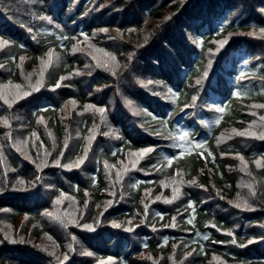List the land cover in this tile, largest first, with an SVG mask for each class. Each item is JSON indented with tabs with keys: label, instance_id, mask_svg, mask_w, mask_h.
I'll use <instances>...</instances> for the list:
<instances>
[{
	"label": "trees",
	"instance_id": "obj_1",
	"mask_svg": "<svg viewBox=\"0 0 264 264\" xmlns=\"http://www.w3.org/2000/svg\"><path fill=\"white\" fill-rule=\"evenodd\" d=\"M262 28L264 0H0V264H264Z\"/></svg>",
	"mask_w": 264,
	"mask_h": 264
},
{
	"label": "snow or ice",
	"instance_id": "obj_2",
	"mask_svg": "<svg viewBox=\"0 0 264 264\" xmlns=\"http://www.w3.org/2000/svg\"><path fill=\"white\" fill-rule=\"evenodd\" d=\"M101 31H107V29H102ZM260 31L262 32V33H264V28H262V29H260ZM227 41H220L219 42V47H223V45L226 43ZM3 44H7V41H4L3 42ZM3 45L2 44H0V47H2ZM47 56H48V64H51L52 63V60H53V52H52V50H49V52L47 53ZM56 59L58 60L59 59V57L57 56L56 57ZM114 59V58H113ZM100 66H104V65H100ZM63 79V78H62ZM60 85L59 84H57V87H59ZM24 95L26 96V95H29V93H24ZM195 99V98H194ZM85 107H95V106H85ZM186 107H187V105H186ZM261 107H264V105H261ZM97 111H99L100 113H104L105 112V109L104 108H98L97 109ZM215 111H217V112H223V107H216L215 108ZM261 119L262 120H264V117H261ZM5 123H7L6 121H5ZM217 123H218V121H217ZM233 131H235V130H233ZM239 135H252L251 133H238ZM188 133L187 132H184V133H181L180 134V136L178 137V139L180 140V141H184L187 137H188ZM150 151H152V149H145V150H142V152H141V156L145 153V152H150ZM61 155H63V153H61ZM86 157H87V152H85V156L84 157H81V158H78L76 161H74L73 163H71V164H66V165H60V166H62V167H66V168H73V167H79L80 165H82L83 163H84V161H85V159H86ZM169 162H171V161H169ZM54 163H56V164H60V161L59 160H55L54 161ZM256 163H257V166H259L260 165V161L258 160V161H256ZM190 183H195V181L193 180V181H191ZM248 187H250L251 188V185H249ZM252 194H255V193H252ZM157 199H159V197H157ZM59 202V201H58ZM235 207H245V208H247V207H250V205L248 204V202H247V200H244L242 203H236L235 205H234ZM189 207H191V205H189ZM49 215L51 216V215H53L52 213H49ZM57 219H59V217H57ZM189 223H191V221H189ZM116 227H119L120 225H115ZM83 227L85 228V229H87V230H94V228H93V226H91V225H87V224H85V225H83ZM213 227H215L214 225H213ZM128 231H132V229L131 228H129V229H127ZM208 237L207 236H205L204 237V239H207ZM13 242H15V241H13ZM232 243H236V241L235 240H233V241H231ZM254 241H249V243H253ZM241 247H244V245H240ZM86 255H91V253H85ZM189 255H191V253H189ZM69 259V257H68V255L67 254H65L64 255V257H63V260H61L60 261V264H64V261H66V260H68ZM111 259V258H110Z\"/></svg>",
	"mask_w": 264,
	"mask_h": 264
},
{
	"label": "bare ground",
	"instance_id": "obj_3",
	"mask_svg": "<svg viewBox=\"0 0 264 264\" xmlns=\"http://www.w3.org/2000/svg\"><path fill=\"white\" fill-rule=\"evenodd\" d=\"M206 19V18H205Z\"/></svg>",
	"mask_w": 264,
	"mask_h": 264
}]
</instances>
